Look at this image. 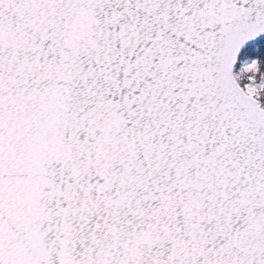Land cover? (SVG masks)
<instances>
[{"label":"snow or ice","instance_id":"obj_1","mask_svg":"<svg viewBox=\"0 0 264 264\" xmlns=\"http://www.w3.org/2000/svg\"><path fill=\"white\" fill-rule=\"evenodd\" d=\"M0 264H264V0H0Z\"/></svg>","mask_w":264,"mask_h":264}]
</instances>
